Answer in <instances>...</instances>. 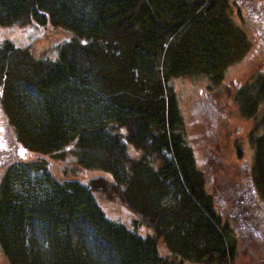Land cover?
<instances>
[{"label": "trees", "instance_id": "obj_1", "mask_svg": "<svg viewBox=\"0 0 264 264\" xmlns=\"http://www.w3.org/2000/svg\"><path fill=\"white\" fill-rule=\"evenodd\" d=\"M233 3L0 0V23L50 22L75 33L53 58L0 41V95L23 145L52 152L72 143L79 164L111 174L82 181L55 175L42 158L9 162L0 177L8 264H236L234 237L184 139L170 83L203 73L216 84L245 52ZM263 95L260 74L233 97L249 115ZM249 136L251 176L264 198V131ZM95 189L115 192L151 231L110 218Z\"/></svg>", "mask_w": 264, "mask_h": 264}, {"label": "rangeland", "instance_id": "obj_2", "mask_svg": "<svg viewBox=\"0 0 264 264\" xmlns=\"http://www.w3.org/2000/svg\"><path fill=\"white\" fill-rule=\"evenodd\" d=\"M233 4L232 17L249 38L245 52L225 65L216 84L209 85L203 73L174 75L170 83L182 115L184 139L193 148L197 165L204 172L206 189L234 237L235 263L264 264V198L251 176L253 143L249 136L264 131V95L249 115L241 113L233 97L238 88L264 74V0H236ZM74 34L72 29L50 22L0 23V41L8 38L25 45L38 57H55L58 44ZM72 148L73 144L67 143L52 152L27 149L0 95V177L9 162L22 158H42L61 178L86 181L98 173L111 177L106 170L79 164ZM128 148L131 154H140L132 145ZM94 194L110 218L135 226L141 233L151 231V227L134 222V211L115 192L95 189ZM158 249L171 255L162 239L158 240ZM0 264H8L1 249Z\"/></svg>", "mask_w": 264, "mask_h": 264}]
</instances>
